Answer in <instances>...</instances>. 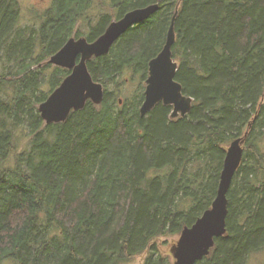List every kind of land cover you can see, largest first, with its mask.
I'll use <instances>...</instances> for the list:
<instances>
[{"label": "trees", "instance_id": "1", "mask_svg": "<svg viewBox=\"0 0 264 264\" xmlns=\"http://www.w3.org/2000/svg\"><path fill=\"white\" fill-rule=\"evenodd\" d=\"M152 4L154 15L87 61L103 85L101 104L45 124L38 106L70 73L50 57L73 36L93 42ZM176 9L175 80L191 110L173 119L158 103L141 117L140 85L122 99L118 80L144 82ZM33 18L22 22L19 1L0 0V264H121L140 255L141 264H172L163 239L210 208L226 150L244 136L226 233L197 264H246L264 249V0H52Z\"/></svg>", "mask_w": 264, "mask_h": 264}, {"label": "water", "instance_id": "2", "mask_svg": "<svg viewBox=\"0 0 264 264\" xmlns=\"http://www.w3.org/2000/svg\"><path fill=\"white\" fill-rule=\"evenodd\" d=\"M159 9L158 4L128 11L111 22L103 34L93 42L85 37L70 38L63 47L50 57V65L68 70L60 85L38 106L45 124L65 122L73 111L82 110L88 101L100 105L104 90L95 82L87 68V61L109 53L111 47L131 27L149 19ZM176 9L168 27L161 51L148 62L144 98L139 107L140 116H145L158 103L172 108L171 118L185 117L191 110L192 98L182 93V86L175 80L178 65L172 57L176 39ZM121 103V102H120ZM246 136L232 141L225 154L216 196L209 209L190 226L184 227L178 240L169 250L173 264H197L210 254L215 239L226 233L227 194L232 180L241 165Z\"/></svg>", "mask_w": 264, "mask_h": 264}, {"label": "rangeland", "instance_id": "3", "mask_svg": "<svg viewBox=\"0 0 264 264\" xmlns=\"http://www.w3.org/2000/svg\"><path fill=\"white\" fill-rule=\"evenodd\" d=\"M18 1L21 6V17L23 19L22 22L29 23L32 21V19H34L33 17L35 13L43 12L47 8H49L52 0H18ZM95 11H96V8H92L90 10V13L95 12ZM79 26L80 25H78L77 28ZM83 31L87 33L89 30L85 28ZM140 80L141 78L139 76H136L134 79H132V76H128V74L126 76L123 75L118 80L120 84V87H119L120 95H121L120 97L122 99H124L125 97L130 98L133 94H135L138 91L139 88L141 89L140 92L144 93L145 86H146L145 84L146 79L144 80L143 83L139 82ZM110 89H112V87H110ZM259 145H260L261 150L264 151V134L260 140ZM178 238L179 236H177L175 239H172V238L163 239L164 241H167L168 243L166 244V246L161 247L162 251H165L169 255L170 257L169 260H171L172 264H173V258L171 257L169 250L172 244H175ZM143 257H144L143 255H140V256L133 258L131 261L127 263H121V264H141ZM246 264H264V249L251 253L248 256Z\"/></svg>", "mask_w": 264, "mask_h": 264}]
</instances>
